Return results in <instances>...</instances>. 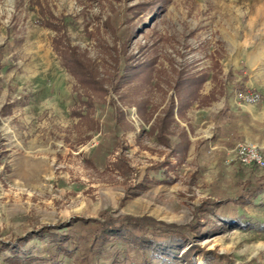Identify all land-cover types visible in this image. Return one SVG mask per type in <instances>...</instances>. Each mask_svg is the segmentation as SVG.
Returning <instances> with one entry per match:
<instances>
[{"label":"rangeland","instance_id":"obj_1","mask_svg":"<svg viewBox=\"0 0 264 264\" xmlns=\"http://www.w3.org/2000/svg\"><path fill=\"white\" fill-rule=\"evenodd\" d=\"M250 79L264 87V0H0V241L24 238L0 264L160 262L122 239L92 243L83 221L105 211L198 217L214 231L197 244L222 263L264 264V192L243 204L237 191L241 167L264 177L237 152L247 142L264 155V95ZM242 89L261 100L238 101ZM228 104L236 117L221 114Z\"/></svg>","mask_w":264,"mask_h":264},{"label":"trees","instance_id":"obj_2","mask_svg":"<svg viewBox=\"0 0 264 264\" xmlns=\"http://www.w3.org/2000/svg\"><path fill=\"white\" fill-rule=\"evenodd\" d=\"M44 24L51 28L60 29V26L52 20H45ZM61 52L64 53L63 50H61ZM68 54L70 62L79 64L78 67L83 70L84 73L79 74L81 80L85 83L86 77L91 76L93 78L94 89L100 91L101 89L98 88L97 84L102 83V80L96 78L97 71H92L90 75H87L85 69L88 67L85 68V66H82V64H84V56L80 55L81 58H79L76 50L72 54ZM127 61V59L123 61L125 67H128L126 64ZM85 104L87 110L91 109L92 106L89 102H85ZM174 108L175 106L173 104L165 112L162 121L164 126H161V133L159 134V138L161 139H165L166 128L170 126L173 121V116L175 114ZM227 110L229 111L228 106L221 114H226ZM185 136L186 140L184 144L181 147L179 145L174 147L173 150L181 153L182 150L189 149L190 138L186 133ZM168 145L171 146V144ZM251 165L255 166L257 164L253 163ZM245 169L246 168L242 167L239 169L242 171V174L237 180L238 200L243 204H249L257 195L264 192V177L259 179L255 177L254 173H251V177L244 180L243 176H245V174L243 171H245ZM83 222L93 226L95 239L92 243L99 242V245H103L106 240L110 238L122 239L126 242L138 245L144 251L148 250L152 259H159L160 262L157 264H164L173 260H182L185 264H200V260H202V264H220V262L221 264H234L233 262L222 263L224 261H221L220 257L216 255L214 251H206L197 244V240L205 238V236L214 231L212 227H210L211 229L205 230L204 224L198 217H195L188 223L178 224L157 220L147 215L134 216L125 214L112 216L108 211H105L101 213L100 218L84 220ZM23 243L24 238H20V243L18 245H13L14 242L7 243L5 241H0V249L16 251V249L20 247V244ZM178 250L182 252L180 256L176 254ZM55 258L56 255L53 254L49 260L54 262ZM55 263L56 262L52 264Z\"/></svg>","mask_w":264,"mask_h":264},{"label":"built area","instance_id":"obj_3","mask_svg":"<svg viewBox=\"0 0 264 264\" xmlns=\"http://www.w3.org/2000/svg\"><path fill=\"white\" fill-rule=\"evenodd\" d=\"M236 98L242 103L257 104L261 100V94L255 90L242 89L237 92ZM237 152L243 163H256L259 166H264V155L260 152L257 145L247 142L239 143Z\"/></svg>","mask_w":264,"mask_h":264},{"label":"crops","instance_id":"obj_4","mask_svg":"<svg viewBox=\"0 0 264 264\" xmlns=\"http://www.w3.org/2000/svg\"><path fill=\"white\" fill-rule=\"evenodd\" d=\"M256 63H257V55H255V54H248L247 55V73H249L248 74V76L249 77H251V71L254 69V68H256ZM249 84H251V85H253V86H255V89H257V90H259V91H261L262 92V94L264 95V87L262 86V84H260V83H257L255 80H253V79H250L249 80ZM228 107H229V116L231 117V118H234V117H236V113L233 111V109L231 108V106H230V104H228ZM243 110H245V112L243 113V114H245V115H247V116H249L250 115V117H252L253 119H255L256 117V114H257V112H255V109L253 108V106H250V107H248V106H243ZM185 112H183V111H181V116H184V115H186V114H184ZM232 114V115H231Z\"/></svg>","mask_w":264,"mask_h":264}]
</instances>
